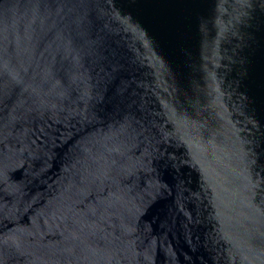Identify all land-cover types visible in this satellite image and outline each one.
I'll return each mask as SVG.
<instances>
[{"label":"water","instance_id":"95a60500","mask_svg":"<svg viewBox=\"0 0 264 264\" xmlns=\"http://www.w3.org/2000/svg\"><path fill=\"white\" fill-rule=\"evenodd\" d=\"M0 264H264V0H0Z\"/></svg>","mask_w":264,"mask_h":264}]
</instances>
